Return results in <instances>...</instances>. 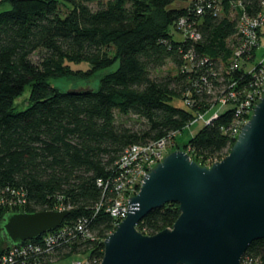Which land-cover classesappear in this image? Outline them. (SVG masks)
Here are the masks:
<instances>
[{"label": "trees", "instance_id": "obj_1", "mask_svg": "<svg viewBox=\"0 0 264 264\" xmlns=\"http://www.w3.org/2000/svg\"><path fill=\"white\" fill-rule=\"evenodd\" d=\"M5 1L10 8L0 11V222L12 212L67 210L59 226L68 232L62 239L49 246L46 232L25 244L41 245L40 262L46 264L66 254H86L99 264L104 240L120 222L108 208L118 196L117 164L128 148L177 132L176 148L205 165L207 156L230 150L236 141L224 131L236 118L233 109L204 122L188 143L177 137L210 108L208 90L221 89L218 80L227 79L240 16H256L263 0H191L180 6L175 3L189 0ZM182 18L199 37L185 36ZM171 28L183 39H175ZM82 62L86 70L72 66ZM168 63L174 71L154 74ZM115 65L96 88L62 90L52 83ZM27 86L28 106L16 110ZM175 97L185 107L174 105ZM130 115V124L119 119ZM180 212L178 203L168 202L150 211L138 229L155 234L172 227ZM80 225L91 237L78 231ZM12 245L0 226V252ZM245 256L264 259V239L253 241ZM9 258L7 264L16 260Z\"/></svg>", "mask_w": 264, "mask_h": 264}, {"label": "water", "instance_id": "obj_2", "mask_svg": "<svg viewBox=\"0 0 264 264\" xmlns=\"http://www.w3.org/2000/svg\"><path fill=\"white\" fill-rule=\"evenodd\" d=\"M168 202L179 204L172 227L144 234L139 222ZM128 214L104 240L99 264H242L264 239V96L230 152L211 166L177 149L145 174ZM67 210L8 213L0 222L11 244L55 230Z\"/></svg>", "mask_w": 264, "mask_h": 264}, {"label": "built area", "instance_id": "obj_3", "mask_svg": "<svg viewBox=\"0 0 264 264\" xmlns=\"http://www.w3.org/2000/svg\"><path fill=\"white\" fill-rule=\"evenodd\" d=\"M180 25L184 26L183 29L186 37H199L195 31H189V27L191 26L189 24L187 25V21L184 18L180 20ZM263 28L264 0L262 1V9L256 16H248L245 12L240 16L237 44L226 70L227 79L224 78L223 75L218 80L221 89L210 88V90H208V93L212 96L211 102L214 100V96L217 95L219 100H222L223 107H228L221 112L215 111L208 117L206 115L209 114V112L200 113L196 116L194 121L199 119L204 120L206 124H210L221 114L233 109L236 113V118L233 120L231 126L224 131L226 134L228 133L229 137L232 139L238 137L243 125L252 116L254 107L260 101L261 97L264 96V54L256 61L257 49L260 48L262 44L259 31L260 29L264 31ZM253 52L255 57L252 58L251 53ZM250 60L254 61V64L247 69L246 66ZM234 71L240 72L242 76H236ZM187 97L185 103L190 105L192 98H190V95ZM177 134V132H174L168 137L156 142L146 145H134L127 149L126 153L117 164L120 172L117 183L118 196L114 204L108 208V211H110L113 217L121 221L127 216L129 199L139 192L145 174L149 173L151 168H154L163 160L166 155L163 151L164 147L167 143H172ZM77 229L78 231H83L87 237H91V233L85 232L83 226H77ZM52 231L54 232L51 233V231H49L47 237H44V240L49 246L58 242L68 233L60 227ZM25 242L14 244L4 249L7 251L9 250V252L4 251L2 253L1 251L0 263L7 264L10 260L9 256L13 255L16 257V260H14L15 262H10L11 264H46L40 262V254H38V251L42 249L41 245L36 243L25 244ZM69 259H71L70 262H68ZM48 264H95V262H92L89 258L82 259L72 256L71 258H67L64 256L61 261L55 260ZM242 264H264V260L260 256H245Z\"/></svg>", "mask_w": 264, "mask_h": 264}, {"label": "rangeland", "instance_id": "obj_4", "mask_svg": "<svg viewBox=\"0 0 264 264\" xmlns=\"http://www.w3.org/2000/svg\"><path fill=\"white\" fill-rule=\"evenodd\" d=\"M189 1L186 2H176L175 4L180 6V5H188ZM93 5V4H92ZM10 8V4L8 2H6L5 0H0V11L2 10H6ZM170 32L173 33V36L175 39L177 40H181L183 39V36L178 33L175 32L174 28L170 29ZM257 59L256 61L264 54V35L262 36V44L261 47L257 49ZM34 59L36 60L38 57L37 55L33 56ZM87 64V65H86ZM254 64V61L250 60L246 66V68H250L252 67ZM72 66L74 68H83V70H86L88 66V63L86 62H82V63H72ZM117 65L113 66L112 68L109 69H105V70H101L98 71L97 73L93 74L91 77H89L88 74H81L78 75L79 77H75V76H67L64 78H60V79H55L52 81V83L54 85H56L57 87H59L62 90H70V89H82V88H96L99 84L100 78L101 76L108 72L111 69H115ZM169 71H174L173 69V64L172 63H168L166 64L164 67H162L161 69H158L156 71H154V74L157 75H163L168 73ZM88 75V79L87 78H83L84 76ZM85 76V77H86ZM30 92H31V88L30 86H27L24 93L17 97L14 105L16 107V110H23L28 106V102L27 100L29 99L30 96ZM174 105L180 106V107H185V104L183 103L181 98H174L173 102ZM222 100H219V97L217 95L214 96V100H212L210 108L203 112V113H207L209 112V114H207L206 116L208 117L210 114H212L215 111H224L227 107H223L222 104ZM211 112V113H210ZM134 117L133 115L130 116H126V117H120L119 119L125 123H132L134 121ZM204 126V120H199L197 119L196 121H194L193 123L189 124L187 127H185L183 129L182 132L179 133L177 140L181 145H184L186 143L189 142V140L191 138H193L198 132L199 130ZM177 150L176 148V143L175 140L172 141V143H167L166 146L164 147L163 151L164 153L167 155L168 153ZM230 152V150L224 151L223 153H221L220 155H211V156H207L204 161H205V165L206 166H211L214 162L216 161H220L221 159H223L224 157L227 156V154ZM127 196V195H126ZM135 196V195H134ZM67 255V254H66ZM65 255V256H66ZM72 257H79L82 259H85L87 257L86 254H72ZM264 260V259H263ZM71 259H69L68 262H70Z\"/></svg>", "mask_w": 264, "mask_h": 264}]
</instances>
